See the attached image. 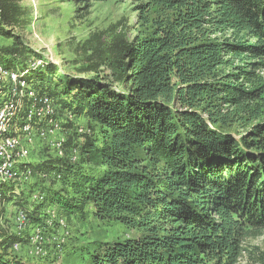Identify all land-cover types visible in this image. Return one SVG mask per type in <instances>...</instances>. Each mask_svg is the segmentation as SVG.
<instances>
[{"label": "trees", "instance_id": "trees-1", "mask_svg": "<svg viewBox=\"0 0 264 264\" xmlns=\"http://www.w3.org/2000/svg\"><path fill=\"white\" fill-rule=\"evenodd\" d=\"M110 2L123 17L79 44L71 69L30 66V14L0 0V66L62 106L66 132L90 123L81 144L65 137L64 158L22 167L27 191L0 181L1 206L33 225L50 208L66 219L91 207L124 227L91 264H238L264 232V0H73L79 14ZM37 178L51 186L30 210ZM29 245L0 229V264H56L55 251L33 260Z\"/></svg>", "mask_w": 264, "mask_h": 264}, {"label": "rangeland", "instance_id": "rangeland-1", "mask_svg": "<svg viewBox=\"0 0 264 264\" xmlns=\"http://www.w3.org/2000/svg\"><path fill=\"white\" fill-rule=\"evenodd\" d=\"M22 5L30 14V25L20 32L25 45L37 55L38 60L41 57L45 63L49 61L58 68H64L68 65L71 69L74 66L73 61L79 59L75 54V49L79 44L83 43L91 33L105 31L111 23L123 17L125 7L120 2L94 3L88 14L85 12L79 14L73 0H22ZM0 43L8 44L2 39H0ZM36 62L32 60L29 64L38 67L39 62ZM10 63L17 64L15 60H10ZM63 110L61 106L55 116L56 124L60 129L55 138L64 135L67 139L71 137L74 142L81 144L84 137L80 136L83 133L79 132L78 128L84 127L86 129L87 126H90L89 121L86 119L81 121L77 126V132L69 128L66 132L64 128L65 112ZM45 147L38 145L32 149L30 158L19 161V166L36 164L42 157L44 159L57 158L53 149L49 153ZM75 154L71 157L72 162H75L77 157L80 158ZM61 185L56 183L55 186L59 188ZM33 186L34 194H41L51 185L50 183L45 185L37 178ZM23 197L26 198L27 195H23ZM27 201L28 207H35L38 204L33 199V194L32 196L29 194ZM1 207L3 209H0V229L9 233L13 229L18 235L27 233L31 238L36 236L38 230L42 239L32 238V240L30 238V245L26 250L39 254L37 244L44 246L41 257H47L49 250H53L58 254V257L54 256L55 258L51 260H55L56 264H91L92 255L97 253L100 247L101 251L103 250V243L111 242L118 237L125 238L128 235V231L122 226L101 224L91 207L86 208L83 213L67 216L66 219L58 216L60 214L58 210L56 212L50 208L43 215L40 225H33L31 222L26 223L23 224L21 230L18 229L16 220L13 218L15 213L17 214L19 211L17 208H20L10 201H7L5 208L4 206ZM243 247L244 251L238 264H264V232L259 237L247 240ZM24 251L25 248L23 251L20 248L18 253L21 252L20 257L25 256L27 258ZM36 258H40V256ZM36 258L34 257L33 260Z\"/></svg>", "mask_w": 264, "mask_h": 264}, {"label": "bare ground", "instance_id": "bare-ground-1", "mask_svg": "<svg viewBox=\"0 0 264 264\" xmlns=\"http://www.w3.org/2000/svg\"><path fill=\"white\" fill-rule=\"evenodd\" d=\"M38 62V67H42L43 61L39 60L36 63ZM3 89L7 91L3 92ZM56 114L57 109L51 97L46 94L39 95L34 86L23 78V74L22 76L18 75L0 66L1 182L14 183L19 191L25 185L32 183L31 171L23 170L22 167L25 165L19 166L18 163L29 159L32 149H35L38 145L53 149L57 154V158L66 156L64 149L66 139L64 135L55 138L60 130L56 124ZM75 119L76 117L73 114L69 115V120L73 123ZM78 131L83 134L90 132L84 127H79ZM33 199L38 203H42L44 195L33 193ZM1 202L2 193L0 192ZM15 220L19 230L23 228V224L30 223L25 210H19ZM32 238L42 239L38 234V230L36 236ZM20 248V244H16L12 250L18 253ZM29 254L34 257H41L42 255V253L38 254L37 252H29Z\"/></svg>", "mask_w": 264, "mask_h": 264}, {"label": "crops", "instance_id": "crops-1", "mask_svg": "<svg viewBox=\"0 0 264 264\" xmlns=\"http://www.w3.org/2000/svg\"><path fill=\"white\" fill-rule=\"evenodd\" d=\"M61 137H62V136H61ZM40 146H42V145H40ZM29 184H31V183H29ZM29 184L26 185V186H24L23 189H20V191L22 192L23 190H25V188H27V187L29 186ZM4 208H5V206H4ZM0 209H3V207L0 206ZM33 209H34V207H31L30 210H33ZM17 210H18V209H17ZM13 213H14V212H13ZM15 215H16V213H15ZM15 217H16V216H15ZM15 217H14V218H15Z\"/></svg>", "mask_w": 264, "mask_h": 264}, {"label": "built area", "instance_id": "built-area-1", "mask_svg": "<svg viewBox=\"0 0 264 264\" xmlns=\"http://www.w3.org/2000/svg\"><path fill=\"white\" fill-rule=\"evenodd\" d=\"M43 247H44V246H41V245H38V244H37V248H38V252H39V254H41V253L43 252Z\"/></svg>", "mask_w": 264, "mask_h": 264}]
</instances>
